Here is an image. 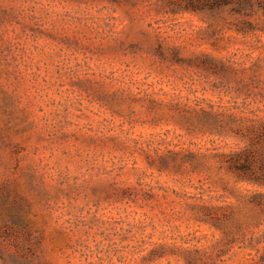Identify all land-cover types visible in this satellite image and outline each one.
<instances>
[{
    "label": "rangeland",
    "instance_id": "rangeland-1",
    "mask_svg": "<svg viewBox=\"0 0 264 264\" xmlns=\"http://www.w3.org/2000/svg\"><path fill=\"white\" fill-rule=\"evenodd\" d=\"M198 1L0 0V264H264V0Z\"/></svg>",
    "mask_w": 264,
    "mask_h": 264
},
{
    "label": "trees",
    "instance_id": "trees-1",
    "mask_svg": "<svg viewBox=\"0 0 264 264\" xmlns=\"http://www.w3.org/2000/svg\"><path fill=\"white\" fill-rule=\"evenodd\" d=\"M251 2L252 0H200L195 4H193L192 2L190 4L191 5L193 4L192 6L194 7H198V8L207 7L210 9H217L219 7L229 6L230 10L239 13L243 8H249V6H251Z\"/></svg>",
    "mask_w": 264,
    "mask_h": 264
}]
</instances>
